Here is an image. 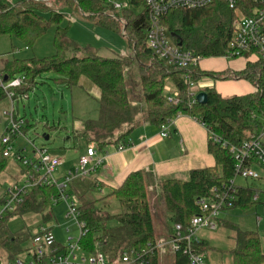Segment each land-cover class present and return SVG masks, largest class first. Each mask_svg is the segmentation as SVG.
<instances>
[{
	"label": "trees",
	"instance_id": "trees-1",
	"mask_svg": "<svg viewBox=\"0 0 264 264\" xmlns=\"http://www.w3.org/2000/svg\"><path fill=\"white\" fill-rule=\"evenodd\" d=\"M112 2H124L126 6L116 9ZM56 6L67 8L93 26L125 36L137 66L138 94L132 86L131 94L128 90L125 62L90 53L88 48L81 49L68 40L67 28L60 26L65 15ZM44 13L49 14V20L45 19ZM232 16V12L220 0H216L201 9L171 10L160 18V23L169 31L174 42L181 43L203 58H212L220 57L227 47ZM149 24L148 10L143 0H26L14 4L0 0V35L15 37L31 46L49 26H54L56 49L52 56L43 59L14 60L6 64L3 70L9 76H24L20 89L24 94L36 87V79L43 74H54L53 80L68 88L76 87L81 78L90 81L100 92L99 116L96 120L85 121L82 132H75V136L84 139L88 146L94 145L98 151L109 145L127 147L132 131L139 124L159 128L178 115L199 120L232 146L240 145L250 135L264 132V96L260 92L253 89L243 96L224 98L214 89H205L207 103L190 105V90L184 79L186 76L197 83L203 76L215 80L242 78L253 86L264 76V65L247 63L242 71L234 74L229 71H205L199 66L187 69L167 67L155 59L146 46ZM69 50L74 54L67 56ZM167 83L177 92L176 105L167 101ZM139 113L142 114L141 119ZM29 126L26 122L22 133ZM17 136L13 135L11 141ZM2 150L3 147H0V173L8 161ZM207 151L214 158L213 167L192 170L188 181L166 180L160 183L165 213L171 215L167 222L187 226L191 218L199 213L196 205L198 198L209 196L212 188L221 187L236 178V161L228 148L208 141ZM150 176L151 172H132L119 188L92 200L87 197L88 191L102 188L92 176L77 178L74 185L69 184V195L74 194L78 201L77 220L86 226L87 232L79 240L86 253L102 252L115 259L122 250H140L156 240L146 193ZM237 189L233 208L260 204L252 201L256 194L259 199L264 197V192L247 183L243 187L237 186ZM57 193L54 185L37 184L23 196V202L13 212L3 217L0 221V248L7 259L20 256L23 251L21 244L28 238L12 235L6 226L8 219L42 213L52 205V197ZM114 203L119 205V212L104 209ZM110 221H115L117 225L108 227ZM218 229L226 230L227 238L232 241L228 252L229 264H264L258 232H243L236 225L221 219ZM201 240L198 251H209V241L205 237ZM173 260L174 264H189L186 254L182 252L176 254ZM149 264H158V258H151Z\"/></svg>",
	"mask_w": 264,
	"mask_h": 264
},
{
	"label": "built area",
	"instance_id": "built-area-1",
	"mask_svg": "<svg viewBox=\"0 0 264 264\" xmlns=\"http://www.w3.org/2000/svg\"><path fill=\"white\" fill-rule=\"evenodd\" d=\"M216 0H143L149 16V27L146 31V46L152 56L163 62L167 67L187 69L199 66L204 59L201 55L194 54L186 49L181 43H176L169 31L160 23V18L171 10H194L201 9L213 4ZM228 10L232 12L231 32L227 47L220 57L227 59H243L251 65H264V0H220ZM114 8L121 9L126 6L124 2H112ZM189 88V104H196V95L208 89L203 82L209 79L203 76L199 82L193 83L184 77ZM24 84V76L17 74L9 76L4 70H0V96L6 98L10 103V110L6 112L10 125L7 129L9 136H2L0 147H3V156L13 157L25 168L26 186L21 188L15 186L8 190L0 209V221L7 214L13 212L23 202V196L35 185H54L58 190L56 196L52 197L53 204L63 201L66 203L68 212L66 218L72 217L79 230L80 237L87 231L83 222H78L76 205L67 203L69 197V184L77 178L88 176L91 171L101 166L105 157L97 153L94 145L86 148L84 155L78 159L77 167L69 170L61 178H56L54 173L61 165L57 158L49 156L47 149L37 148L34 145L33 154L36 159H28L22 151L13 152L11 137L23 135L22 129L25 122L15 112V104L22 97H26L20 91ZM254 90L264 96V76L254 85ZM167 101L176 105L178 103L177 92L165 87ZM24 95V96H23ZM171 120L159 127V135L162 138L168 135V126ZM206 128V127H205ZM208 141L220 144L222 148H228L230 154L236 161V178L245 181H261L264 183V132L258 135H250L248 140L238 146L228 145L222 141L210 129L206 128ZM125 147L118 146L117 151ZM256 167L259 170H256ZM43 173V174H42ZM235 179L221 187L210 190L209 196L196 200L199 213L194 215L187 226L172 222L171 231L166 238H156L153 243L146 247L135 250L129 248L118 253L115 259H110L106 254L97 252L86 253L80 246L79 240L68 237L64 246L59 245L51 229L41 226L32 235L30 246L26 248L23 257L8 260V264H149L153 257L158 258V264H163L162 257H173L179 252L186 254L189 264H207L206 253L199 252L201 231H217L218 221L222 212L232 209L237 198V186ZM59 180H61L59 182ZM259 196H253L252 201L257 202ZM174 264V260H173Z\"/></svg>",
	"mask_w": 264,
	"mask_h": 264
},
{
	"label": "rangeland",
	"instance_id": "rangeland-1",
	"mask_svg": "<svg viewBox=\"0 0 264 264\" xmlns=\"http://www.w3.org/2000/svg\"><path fill=\"white\" fill-rule=\"evenodd\" d=\"M6 1L14 4L26 0ZM46 1L48 2V0ZM55 8L65 15L60 26L67 28L66 37L68 40L81 49L88 48L90 53L98 54L106 58H118L125 62L128 90L131 94L132 86L133 91L138 94L140 92V85L137 66L125 36L113 30L93 26L67 8L58 6ZM44 17L46 20H49L50 16L48 13H44ZM54 33L55 27L49 26L45 34L39 37L31 46H28L15 37L0 35V70H3L6 64L14 60L43 59L52 56L56 52ZM71 54H74L71 50L66 52L67 56ZM242 60L227 59L223 62L219 58H204L200 62L199 67L207 71H216L223 68L239 71L244 66ZM54 77L52 73L43 74L38 77L36 79V87L24 94L26 97H22L15 104V112L18 117L24 120L25 125L27 122L30 126L23 135H18L12 139L11 146L13 152L22 151L24 156L34 160L36 156L33 154L32 145L37 148L47 149L49 156L65 162L54 173L56 178H61L68 170H74L77 167L78 159L87 147L84 139L80 137L74 138L72 136L76 121L84 124L87 119L96 120L99 116V104L97 99L90 96V101H87V93L79 87L68 88L64 84L54 81ZM230 79L215 80L210 78L214 84L215 91L222 97L243 95L251 89L249 82L242 78ZM254 85L252 86L253 89ZM166 86L172 88L170 83H167ZM141 109L143 110L144 107L141 106ZM9 110V101L6 98L0 97V139L2 136H9L7 129H9L10 120L5 114ZM140 113L138 117L141 119L142 114ZM82 130H78V132L80 133ZM46 136L49 138L46 139ZM256 170H259V168L256 167ZM24 171H26V168L20 162H17L13 157L8 158L6 167L0 173V209L3 208V202L9 189L15 186L21 188L26 186L27 181L26 176H24ZM76 180L72 181L70 185H74ZM161 182L156 181L153 176H150L146 187L147 201L153 218L155 239L169 235L172 227V222L166 221L171 215L165 213L164 200L161 196L159 186ZM235 183L238 187H243L247 183L264 192V183L261 181H245L238 177ZM87 197L89 200L99 198V190L93 189L88 191ZM263 201L264 197L261 196L257 201L260 204L226 210L222 212L219 219L231 222L243 232H258L261 240V249L264 253ZM67 203H73L77 206L78 201L76 196L72 194ZM104 209L112 213L120 211L119 205L115 203L110 208L105 207ZM67 212L68 208L66 203L61 201L58 204L52 203L49 208L40 214L10 217L6 223L9 232L12 235L28 236L27 240L21 244L23 251L20 257H23L26 253L27 250L25 249L30 246L32 235L41 226L45 229H51L56 242L61 246L66 244L68 237L78 240L80 238V230L72 217L66 218ZM107 225L108 227H115L117 223L110 221ZM226 232V230L218 229L214 232L205 230L199 233L201 239L206 237L209 241L208 245L210 248L207 252L211 264L214 263L212 259L213 255L220 257L219 254L222 253L220 261L221 263L223 261V264L229 258L226 252L232 247V241L227 238L228 234ZM8 260L4 250L0 248V264H8ZM163 264H170V256L164 257Z\"/></svg>",
	"mask_w": 264,
	"mask_h": 264
},
{
	"label": "crops",
	"instance_id": "crops-1",
	"mask_svg": "<svg viewBox=\"0 0 264 264\" xmlns=\"http://www.w3.org/2000/svg\"><path fill=\"white\" fill-rule=\"evenodd\" d=\"M219 60L226 61L222 58H219ZM242 61L244 66L239 71H242L247 64L245 60ZM225 71H229L231 74L239 72L229 68L210 72ZM203 84L208 89H214V84L210 78ZM250 86L251 89L243 95L253 91L251 84ZM77 87L87 93V101H90L89 96L97 100L100 97L98 88L85 78L80 79ZM83 126L84 124H81L80 121H76L72 134L74 138L76 137L75 132L82 130ZM48 138L46 136V139ZM207 148L208 134L205 126L195 118L178 115L171 120L168 126V135L165 138L159 135V128L152 125L139 124L130 135L129 146L123 150L117 151V146L113 145L105 147L102 151L97 150L98 154L105 157V161L101 166L91 171L89 175L98 184L102 185V188H98L100 196L107 194L111 189L119 188L125 177L136 171L151 172L154 179L159 182L166 180L188 181L192 170L211 168L215 165L214 158L208 153ZM85 152L86 150L83 153L85 154ZM64 164L65 162L61 160L60 168ZM168 236L165 235L162 238ZM228 252L229 250L226 252L227 257H229ZM205 253H207V263L211 264L208 252ZM221 254H219L220 257ZM220 257L213 255V264H223V261L222 263L220 261ZM163 259L164 257L161 258L162 263ZM170 264H173V257H170ZM224 264H229V258Z\"/></svg>",
	"mask_w": 264,
	"mask_h": 264
},
{
	"label": "water",
	"instance_id": "water-1",
	"mask_svg": "<svg viewBox=\"0 0 264 264\" xmlns=\"http://www.w3.org/2000/svg\"><path fill=\"white\" fill-rule=\"evenodd\" d=\"M207 100V93L205 91H201L196 95V101L201 105L206 104Z\"/></svg>",
	"mask_w": 264,
	"mask_h": 264
}]
</instances>
